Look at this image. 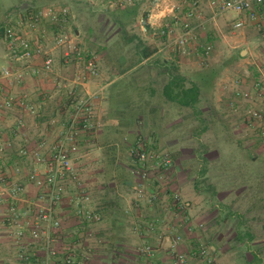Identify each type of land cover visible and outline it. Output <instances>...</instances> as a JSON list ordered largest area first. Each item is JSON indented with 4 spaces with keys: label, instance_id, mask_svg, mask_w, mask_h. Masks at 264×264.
Returning <instances> with one entry per match:
<instances>
[{
    "label": "crops",
    "instance_id": "obj_1",
    "mask_svg": "<svg viewBox=\"0 0 264 264\" xmlns=\"http://www.w3.org/2000/svg\"><path fill=\"white\" fill-rule=\"evenodd\" d=\"M159 3L156 4L159 5ZM165 8L170 10L169 5ZM197 17L200 15L196 14L194 18ZM173 20L174 16L170 19L171 23L174 22ZM262 20H264V8L261 9L259 21ZM142 23L144 26L147 25L144 28V31L147 32L149 22L142 21ZM73 24L74 20L70 24L71 28ZM73 30L79 35V38L82 37V32L78 28ZM205 33L202 29L198 30L196 40L189 45L187 53L173 49L168 45L166 37L162 36L165 42H160L161 44L157 46L158 48H154V53L151 55V57L158 55L161 60L151 59L144 62L150 72L155 71L156 73L154 77L149 79L148 88L139 90L135 77L118 81V79L106 77L107 75L105 76L103 71H101L100 78L88 82L87 87L89 89H94L107 82H110V85L97 106L100 126L92 133L82 134V157L74 162L80 178L90 190L94 203L103 216L102 222L89 227L95 232L96 238L103 239L100 247L97 246L98 243L83 242L87 249L92 245L93 250L96 246L99 247L93 253H88L87 250L81 253L82 258L85 259V264H142L143 259L138 255L137 249L140 244L146 242H154L155 244L161 242L163 245L162 250L158 253L156 264H173L167 247L175 234H180L183 238L179 247L180 251L195 253L202 246L209 248L207 259L193 257L189 264H264V237L253 238L249 235L248 228L245 232L246 235L240 239L235 238V236L225 239L218 233L217 221L213 219L218 205H215L211 199L213 195H210V191L200 189L197 184L200 179L202 180V177L200 178L203 175L201 171L204 169L202 165L199 169V175L193 179H189L184 171H181L182 174L179 176L173 177L172 169L168 177L171 178L172 176V179L168 180L171 190L163 186L164 190L159 193L160 201L150 203L145 198L136 200L140 187L146 186L147 192L151 193L159 191V187H161L157 172L151 174V181L149 182L142 181L132 172L133 162L129 164L131 156H127V152L130 153V145L132 146V142L138 134L144 135L143 138L146 139L150 148L166 150L175 148L174 144L178 141L173 136L182 128L188 130L191 121H194L192 131L188 130L191 135L208 130V122L200 118L202 115L200 113L201 105L208 99V95H211L208 91L201 88L198 103L194 108L180 106L165 96V87L172 80V74H176L181 79L185 88H189L191 82L195 81L192 75L201 69L195 68L196 62L193 60V56L199 54L201 46L198 44ZM206 38L210 40L213 35L207 33ZM239 43L245 45L239 49V54L246 66L252 61V57L258 55L257 50L259 49L257 48H260L264 41L259 40L258 37L254 38L245 34ZM244 50L245 52H243ZM164 54L167 55L164 56ZM6 63H8L7 56L5 61L0 63V66ZM40 63L41 59H38L34 66H39ZM110 66L113 72L117 73L118 67L115 64ZM57 69L62 77L68 78V81L64 79L57 81L56 76L42 75L29 78L25 83L13 88L17 94H27L32 101L42 104L38 116H32L16 109L0 120V142H5L7 145L5 155L0 157V172L26 187L24 198L19 203L22 211L29 209V202L39 192V188L31 184L28 179L30 172L35 167V153L43 155L46 147L42 146V142L45 141L47 144L53 142L63 132L73 112L71 105L73 100L68 91L72 86L71 80L77 77L78 70L75 67L65 65L59 55ZM70 70L72 71L71 75L68 74ZM256 72L255 66H251V76H245L243 73L244 76L241 80L232 83L231 96L233 99H230L231 96L226 93L224 87L219 93L218 86H216L218 89L215 97L217 105L226 103L230 112L238 114L232 106L235 101L234 90L240 88L252 91L250 86H247V80H255ZM157 74L160 78H157ZM253 84L257 93L255 82ZM123 85L126 88H122ZM213 90L214 85L211 91ZM138 91L141 94L140 97L137 96ZM75 94L78 95L79 92H75ZM143 99H148V102H144ZM146 105H148L147 108ZM245 105L248 104L245 103ZM190 112L192 117L188 116ZM138 117L141 121L138 120ZM18 118L25 121V127L21 132L15 133L14 125ZM256 136L259 137L257 130ZM242 137L244 136L241 135ZM170 139H174L173 142ZM257 140L262 144L260 137ZM21 148L28 151L27 156L20 154ZM177 159L178 161L175 163L181 164L179 158ZM195 160L198 163H204L205 159L196 156ZM72 188L73 186L69 190H73ZM175 190L180 192L184 200L187 201V209L184 213L187 219L179 212L174 202ZM201 194L207 195V199H204V204L207 205L201 202ZM8 196L6 191L2 192V200L0 201V264H9V262L14 261L18 251V242L12 233L13 228L7 221ZM67 199L58 208V214L63 221L60 239L56 243L59 249L76 239L84 227L87 228L81 224L75 214V208L69 204ZM27 217H31L29 212ZM156 217H161L164 223L166 222L162 230H157L151 236L144 238L132 233L133 223L139 222L145 225ZM259 222L258 227L264 234V219ZM23 224L25 227L28 225L25 220ZM27 238L29 239V237ZM93 240L95 241V239ZM235 246H238V251H234L233 247ZM30 250L36 254L33 264H44L46 260L45 250L38 244H32ZM56 264H62V261H58Z\"/></svg>",
    "mask_w": 264,
    "mask_h": 264
},
{
    "label": "built area",
    "instance_id": "obj_2",
    "mask_svg": "<svg viewBox=\"0 0 264 264\" xmlns=\"http://www.w3.org/2000/svg\"><path fill=\"white\" fill-rule=\"evenodd\" d=\"M168 1L158 0L166 6L169 5V12L165 8L167 14L175 10ZM198 3L199 0H193L194 8L183 14H175L171 25L166 24L160 28L159 33L166 37L168 45L179 52L187 53L189 45L196 40L198 30L204 28L203 22L195 25L189 23L195 17V6ZM209 7L212 10V19L226 14L235 15L232 22L233 30L244 32L248 21L259 23L264 0H209ZM159 16L154 11L149 12L147 20L152 27L157 26ZM73 18L69 6L52 3L43 8H18L8 13L5 20L4 38L8 63L0 66V120L16 109L32 116L40 114L42 104L32 101L27 94H17L13 88L25 83L29 78L42 75H53L56 76L57 81H60L59 79L68 81V78L58 73V55L62 57L65 65L78 70L77 77L71 80L72 86L68 91L73 100L71 101L73 112L67 126L53 142L48 144L42 142V146L46 147L43 155L35 153V167L28 179L31 184L39 188V192L29 202L27 211H22L19 206L26 193L24 184L0 172V201L2 192L6 191L9 194L7 221L13 228L12 233L18 242L16 259L9 264H33L36 254L30 250L32 244H38L45 250L44 264H56L58 261H62V264H85L81 253L85 250L90 253L93 245L87 249L83 242L90 241L99 245L103 243V239L96 238L93 229L89 228L102 222V213L94 203L90 190L80 178L74 162L82 157V134L92 133L100 126L97 106L110 82L100 84L94 89L87 87L89 81L97 80L101 76L99 60L72 30L70 24ZM257 49H259L258 55L252 57V61L243 68V73L245 76H251V66H255L257 76L254 82L257 97L262 99V104H257L252 99L254 96L250 91L236 88L232 106L235 111H239L240 103L248 104L244 106L242 110L244 113L241 116L248 124L252 123L251 126L258 131L264 148V49ZM210 50V46L204 49L203 59L208 57ZM38 59H41V63L39 66H34ZM75 92L79 94L76 95ZM24 127L25 121L18 118L14 125L15 133L21 132ZM6 146L5 142H0V157L5 155ZM20 154L27 156L28 151L21 148ZM130 154L133 161L132 172L136 176L144 182H149L151 174L157 172L161 182L159 191L154 193L147 192L146 186L140 187L138 198H145L150 203L160 201L159 193L164 190L163 186L168 187L166 186L169 183L168 177L173 168L171 154L166 150L150 148L143 137L135 140ZM72 186L73 190L70 191ZM173 198L179 212L187 219L184 214L187 204L182 200L180 193H174ZM66 199L75 208V214L81 224L87 228L84 227L76 239L59 249L56 243L60 239L63 221L58 214V208ZM28 212L31 215L29 218ZM162 219L156 217L145 225L139 222L133 223L132 233L140 238L151 236L157 230H162L164 226ZM24 220L28 228L23 224ZM182 240L180 234H175L169 241L167 248L173 264H189L193 257L201 259L209 257V250L204 246L195 253L180 251ZM162 248L161 242L140 244L137 252L143 259L142 264H156L158 253Z\"/></svg>",
    "mask_w": 264,
    "mask_h": 264
},
{
    "label": "rangeland",
    "instance_id": "obj_3",
    "mask_svg": "<svg viewBox=\"0 0 264 264\" xmlns=\"http://www.w3.org/2000/svg\"><path fill=\"white\" fill-rule=\"evenodd\" d=\"M157 2L155 0H131L129 2L122 0H0V27L5 22L7 14L18 8L24 9L32 4L35 6L52 3L67 5L71 8L74 16L72 30L78 28L82 32V37H80L82 44L99 58L100 69L104 75L111 79H118V81L135 77V82L138 84L137 88L141 90V88H148L149 79L156 74L155 71H149L144 63L145 60L160 61L161 58L155 55L141 60L138 54L136 36L143 42L141 46L154 50L165 42L159 33L160 28L166 24L171 25L170 19L175 14H183L194 8L193 0H169L168 2L175 7V10L167 14L168 10L165 11L166 4H163V7L162 3L158 5ZM134 4L137 5L136 16L134 18L124 17L122 11ZM151 11L160 15V20L157 26L149 25L147 32H145L144 28L147 25L144 26L142 21L148 22L147 16ZM196 14H199L200 17L191 19L189 23L195 25L203 22L202 31L206 33L199 41L198 45L201 46L199 54L193 56V60L196 62L195 68L223 66V69L214 82V90L208 91L211 95H208V99L202 103L200 109L202 114L200 118L208 122V130L191 135L188 131H192L194 121H191L188 130L182 128L173 136L178 141L174 144L175 148L166 149L173 159V177L179 176L182 174L181 171H184L189 179H193L199 175V169L202 165L204 167L201 171L203 175L200 176L202 180L200 179L197 184L200 189L207 192L209 190L210 195H213L211 199L215 205H218L213 218L217 221L218 233L225 239L234 236L240 239L246 235L245 232L248 228L250 236L261 238L264 237V234L261 233L258 225L260 224L259 221L264 219L263 142L261 144L257 140L256 130L251 126L252 123L249 125L241 116L244 113L242 110L245 103H240L238 114H234L229 111L226 103L217 105L215 97L216 91L219 89V93H221L223 87L226 93L231 96L232 83L236 80L238 82L244 76L245 64L238 54L239 49L245 45H241L239 42L245 34L254 38L258 37L259 40L264 41V20H262L263 22L259 21V25L248 21L245 31H239V33L232 28L235 15L226 14L215 19L211 18L212 10L209 7V0H199L195 6ZM120 20L123 21V25L119 24ZM207 33H211L213 38L207 40ZM209 46L211 47L210 53L207 58L203 59V51ZM260 46L263 49L264 44ZM6 55L5 38L0 30V63L5 61ZM112 64L118 67L117 73H114L110 68ZM69 73L71 75L72 71H68ZM157 78H160L158 74ZM220 81H222L221 84ZM247 83V86L249 85L252 90L250 91L252 95L255 94L252 99L257 104H261L254 88V80L249 79ZM122 88H126V86L123 85ZM137 96L140 97L141 94L139 93ZM224 97L226 98V95ZM230 99H233L232 96ZM147 100L143 99L144 102H148ZM145 107L147 108L148 105ZM189 115L192 117L191 112L188 113ZM138 120L141 121L139 117ZM241 135L244 137L241 138ZM138 137H144V135L138 134L134 140ZM170 140L173 142L174 139ZM129 155L131 156L127 152V156ZM196 156L204 158V163H198L195 160ZM177 158L182 162L181 164L175 163L178 161ZM132 162V157H130L129 164ZM170 179L172 176L168 178V180ZM168 188L171 190L170 183ZM175 192L178 191L175 190ZM180 195L182 196L181 193ZM204 199H207V195L201 194L203 204ZM136 200L138 201L139 198ZM182 200L187 202L183 196ZM97 246L100 247V245ZM97 246L94 250L99 249ZM205 248L209 250L208 246ZM233 248L234 251L239 249L238 246ZM94 250L90 253H93ZM223 254L225 253L223 252Z\"/></svg>",
    "mask_w": 264,
    "mask_h": 264
},
{
    "label": "trees",
    "instance_id": "obj_4",
    "mask_svg": "<svg viewBox=\"0 0 264 264\" xmlns=\"http://www.w3.org/2000/svg\"><path fill=\"white\" fill-rule=\"evenodd\" d=\"M47 5L42 6H35L30 5L28 6V9H35V8H43ZM10 13V12H9ZM122 14L124 17H135L137 14V5H133L124 11H122ZM8 15V14H7ZM7 17V16H6ZM120 25H123V21L120 20ZM5 22L1 25L0 30L2 33V36H5ZM138 44V54L140 56L141 60L147 59L149 56H151L154 53V50H149L143 45V42L139 37H137ZM238 56L241 58V55L238 54ZM223 66H212L207 68H202L201 70L194 72L192 77L195 78V81L191 82V86L189 88H185V85L181 81L180 78L176 76V74H172V80L170 83L165 87V96L173 101L179 104L180 106H186L194 108L195 105L198 103L199 93L201 88L206 91H211L215 80L219 77L220 72L222 71ZM133 145V144H132Z\"/></svg>",
    "mask_w": 264,
    "mask_h": 264
},
{
    "label": "water",
    "instance_id": "obj_5",
    "mask_svg": "<svg viewBox=\"0 0 264 264\" xmlns=\"http://www.w3.org/2000/svg\"><path fill=\"white\" fill-rule=\"evenodd\" d=\"M243 52H245V50Z\"/></svg>",
    "mask_w": 264,
    "mask_h": 264
}]
</instances>
